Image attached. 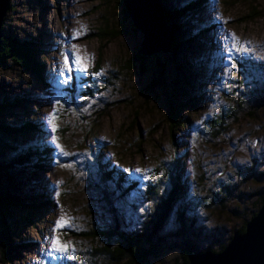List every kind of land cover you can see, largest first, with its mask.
Wrapping results in <instances>:
<instances>
[{"label":"rangeland","instance_id":"obj_1","mask_svg":"<svg viewBox=\"0 0 264 264\" xmlns=\"http://www.w3.org/2000/svg\"><path fill=\"white\" fill-rule=\"evenodd\" d=\"M189 1L156 0L153 5L177 9ZM133 6L136 23L113 0H8L2 35L27 40L39 68L34 72L11 60L0 63V163L11 173L7 164L18 153L47 146L49 156L31 159L15 172L24 177L18 183L30 182L24 194H32L30 200L44 197L46 206L29 202L11 210L5 221L18 241L10 259L0 252V264H111L105 255L94 263L92 248L99 239L85 234L110 221L112 210L102 203L97 185L113 189V182L102 184L101 169L113 168L136 182L112 205L124 230L137 228L151 209L143 195L147 188H160L161 195L169 189L165 171L176 154L184 158L181 174L188 182L187 206L193 209L185 214L184 235L195 238L200 249L226 245L259 210L264 0H205L201 9L172 14L174 32L158 18L164 29L153 34L145 32L147 20ZM104 32H109L106 38ZM230 34L247 48L231 51V60ZM178 36L190 39L180 43ZM139 49L169 61L164 86L151 87L153 70L147 62L124 68ZM66 52L70 61L73 55L81 57L88 70L73 72L61 88L58 71ZM189 96L195 98L178 109L182 124L175 127L174 140L168 102L174 99L180 106ZM218 120L223 123L216 128ZM25 122L34 128L19 132ZM174 216L164 225L167 236L181 233ZM61 217L70 223L53 231ZM53 236L70 251L49 256ZM181 257L180 249H171L142 264H180Z\"/></svg>","mask_w":264,"mask_h":264},{"label":"trees","instance_id":"obj_2","mask_svg":"<svg viewBox=\"0 0 264 264\" xmlns=\"http://www.w3.org/2000/svg\"><path fill=\"white\" fill-rule=\"evenodd\" d=\"M113 2H116L124 13L129 14L124 0H113ZM122 4L124 5V8L122 7ZM204 4L205 0H191L186 2L181 8L178 7L177 9L166 8L163 10L164 8L159 6L162 11L159 15L165 21V24L167 25L166 28H169L174 32L176 31L175 27L169 22V19H172L173 13H175L176 16H178V14L184 15L189 11L201 9L204 7ZM130 22L134 23L133 20ZM109 27L110 26H106V29ZM153 31L154 30H152L151 34L154 33ZM120 33L122 32H117V34ZM108 34L109 32H104L102 38H106ZM111 36L114 37V34H111ZM178 37L180 38L181 43L183 38H181V36ZM189 39L190 38L184 39L183 42ZM172 46L173 43L171 41V47ZM158 55L163 56L161 53L148 56L139 49L134 56L128 60L124 68L130 71L138 67H143L144 63L147 62L153 70L151 87H162L167 81L166 69L169 61L165 60V56L160 59ZM33 56L34 54L31 47L28 46L27 40H17L5 34L1 36L0 63L11 60L22 65L26 69H31L36 72L35 68H39V65L35 63ZM145 70L146 69H143L142 71ZM86 86L89 87V85ZM189 97L190 98L183 101V104L186 103L184 105L182 104L183 106H179V103L175 102L174 99H171L168 102L167 118L169 121L171 136L174 140L177 138L175 127L177 128L182 124V122L180 123V117H178V109L180 107H185V105H188L189 102L195 98V96ZM214 123L217 124V128L218 124H222L223 122L218 120ZM29 125L31 124L25 122L23 127L19 126L17 129L19 132L24 133L30 131L31 128H34L33 126L29 127ZM46 147L47 146H38L36 149L27 150L26 154L18 153L14 158L11 157L10 162L7 164L12 170L11 173L7 170L5 172L0 163V252L7 259H10L14 254L12 250L15 248L18 241L13 239L9 225L5 221L7 217H10L11 210L14 207L20 208L25 204L26 206H31L28 205L29 202H35V205L45 203L43 206H46L44 197L39 198L38 200H35L36 198L34 197V200H30L32 194L28 196L24 194V192L28 191L30 182H27L26 186H24L23 182L18 183L23 180L24 177H22V179L15 172H18L19 168H22V166L29 163L31 159L41 160V158L49 156V148L47 149ZM171 163L173 164L172 167L165 171L169 181V189L166 193L162 192V195L160 193V188L150 186L146 189L147 191L143 195L146 203L151 209L141 216V220L138 222V227L131 230H124L121 228L119 223L120 220L116 218V212L112 208V205L114 198L121 199L124 194L134 190L136 188V182L128 181L121 172H115L113 168H110L109 170L101 169L103 171H100L99 176L102 184L106 185L108 181H112L113 189H108L105 186L99 187V184L97 185V188L99 189V192L102 193V203L110 206L112 212L110 211L109 213L110 221L107 225L102 228H99L100 226L96 227L94 231L91 230L85 233L91 239H99L98 243L92 248L91 256L93 257L94 263L96 259H99V255H105L112 260L111 264H142L149 257L158 255L167 250L178 248L182 252V262L180 264H187L189 261L188 255L192 252L196 253L211 250L213 253H217L226 246L225 244H221L218 250L213 248L203 250L197 246L195 238H188L184 235L186 233L185 214L191 210L193 211L192 207L187 206V198L185 196L188 189V182L181 174L184 169V158H181L180 154H176L173 156ZM260 197V202L262 203L264 199V191ZM256 213L257 212L255 211L252 216ZM170 214H174L177 223L182 225L180 235L175 234L174 236H167L163 232L164 225ZM245 225L238 228L235 231V234L243 233ZM191 240H193L194 243H192ZM96 264H99V262H96Z\"/></svg>","mask_w":264,"mask_h":264},{"label":"water","instance_id":"obj_3","mask_svg":"<svg viewBox=\"0 0 264 264\" xmlns=\"http://www.w3.org/2000/svg\"><path fill=\"white\" fill-rule=\"evenodd\" d=\"M124 1L127 11L135 23L137 21L134 14L131 13V5L137 9V13L142 12L140 13L142 21L147 20L145 23H148L145 31L147 34H151L152 30L155 33H160L164 29L158 20L159 17L161 18L160 15L158 16V12L161 14L162 11L158 4H155L158 12L153 5L156 0H149V2L132 0L133 4L128 0ZM7 7L8 0H0V39L2 36L1 22ZM160 21L164 24L162 18ZM167 48H170V43ZM142 52L146 53L144 50ZM188 259L187 264H264V199L257 213L246 223L244 232L235 234L220 252L213 253L211 250L192 252L188 255Z\"/></svg>","mask_w":264,"mask_h":264},{"label":"snow or ice","instance_id":"obj_4","mask_svg":"<svg viewBox=\"0 0 264 264\" xmlns=\"http://www.w3.org/2000/svg\"><path fill=\"white\" fill-rule=\"evenodd\" d=\"M226 39H231L233 41V44L231 46V49L229 50L228 59L231 60V51L241 52L246 51V45H241V42L234 36V34H230ZM87 66L82 63V58L76 55H73L72 60H69V54L66 52L64 54V60H63V66L59 68L58 71V77L57 80L59 87H65L67 86L71 80H72V73L73 72H87ZM99 74V73H95ZM56 103L59 104L60 100L57 99ZM49 116L54 117L55 112L50 113ZM47 118V117H46ZM53 131H55V128H53ZM53 140H55V137H53ZM56 147L60 149L61 152H63L62 146H60L58 143L56 144ZM135 171L140 172L141 169H136ZM70 221L65 220L63 217H61L59 220L56 221V229L53 231H56L60 227H63L67 224H69ZM70 251L69 246L67 244H62L59 242L58 238L56 236H53L51 238V251L48 253L49 256L54 255L57 252L60 253H68Z\"/></svg>","mask_w":264,"mask_h":264},{"label":"bare ground","instance_id":"obj_5","mask_svg":"<svg viewBox=\"0 0 264 264\" xmlns=\"http://www.w3.org/2000/svg\"><path fill=\"white\" fill-rule=\"evenodd\" d=\"M138 1H142V0H137V2H138ZM128 2H129V0H128ZM128 2H127V3H128ZM152 11H153V10H152ZM144 24H146V23L144 22ZM180 54L182 55V57H185L184 53H182L181 51H180Z\"/></svg>","mask_w":264,"mask_h":264}]
</instances>
